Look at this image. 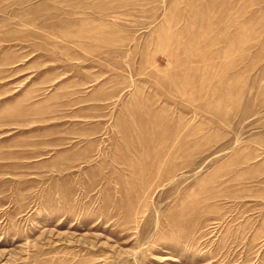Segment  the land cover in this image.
Returning <instances> with one entry per match:
<instances>
[{
    "label": "rangeland",
    "instance_id": "rangeland-1",
    "mask_svg": "<svg viewBox=\"0 0 264 264\" xmlns=\"http://www.w3.org/2000/svg\"><path fill=\"white\" fill-rule=\"evenodd\" d=\"M0 264H264V0H0Z\"/></svg>",
    "mask_w": 264,
    "mask_h": 264
}]
</instances>
